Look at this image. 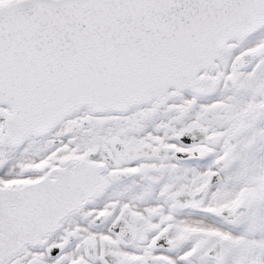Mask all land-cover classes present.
<instances>
[{
    "label": "snow or ice",
    "instance_id": "snow-or-ice-1",
    "mask_svg": "<svg viewBox=\"0 0 264 264\" xmlns=\"http://www.w3.org/2000/svg\"><path fill=\"white\" fill-rule=\"evenodd\" d=\"M0 264H264V0H0Z\"/></svg>",
    "mask_w": 264,
    "mask_h": 264
}]
</instances>
